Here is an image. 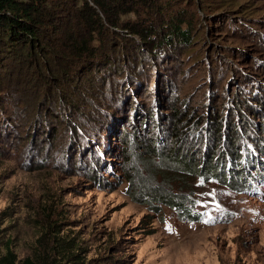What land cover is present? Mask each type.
Returning <instances> with one entry per match:
<instances>
[{
  "label": "rangeland",
  "instance_id": "obj_1",
  "mask_svg": "<svg viewBox=\"0 0 264 264\" xmlns=\"http://www.w3.org/2000/svg\"><path fill=\"white\" fill-rule=\"evenodd\" d=\"M61 1L48 20L58 29L44 27L46 52L35 50L31 58L25 48L16 60L0 56V254L10 249L19 259L38 260L63 239L78 260L58 256V264H264V118L244 106L252 127L244 132L232 102L236 92L264 96V0L232 1L254 7L246 18L237 10L207 18L200 0L181 2L183 17L167 12L170 0L152 6L127 0L134 9L121 21L138 20L154 31L161 22L180 23L197 40L193 48L161 44L150 53L139 35L102 16L98 40L126 44L133 57L117 73L112 67L123 55L112 46V67L92 66L81 75L84 64L74 60L67 35L81 39L91 30L72 16L71 2L63 11ZM174 109L201 116L181 127L190 146L199 142L198 160L212 143L210 113L221 117V160L225 139L238 135L239 189L200 175L165 184L159 171L172 174L143 153L141 139L152 135L163 146ZM147 184L193 200L202 220L180 221L165 205L153 214Z\"/></svg>",
  "mask_w": 264,
  "mask_h": 264
},
{
  "label": "trees",
  "instance_id": "obj_2",
  "mask_svg": "<svg viewBox=\"0 0 264 264\" xmlns=\"http://www.w3.org/2000/svg\"><path fill=\"white\" fill-rule=\"evenodd\" d=\"M77 1L79 0H64L60 3H62L64 6L63 11H65V6L68 5V2H71L70 6L72 8H69V11L73 9L72 16L85 23L91 30L87 36L82 37L81 39H76L75 37L72 38L69 34L67 35V38L71 39L70 46L71 53H73V57H75L74 60H77V63L79 64L80 62L81 64H84L79 68V75H81L84 71H91L93 68L99 69L100 66L112 67L111 65L116 62V60L112 61L110 54V52H113L112 46L115 47V44H108V39L98 40V28H102V16L107 18L108 22H110L113 28L115 26L123 25L125 32L128 30L130 33L139 35L143 40L141 43L151 46V48L148 49L150 53L154 52L161 44H170L171 46H177L183 50H186L190 47L193 48L192 43L197 41L196 39H193L194 35L191 33L190 29L182 28L180 23L165 24L166 21L164 23L161 22V29H156L154 31L147 29L145 26L140 24L138 20H136L134 23L130 21L127 22L126 20L121 21L120 15L122 13H128L134 9L132 8V4H134L133 1L80 0V4H77ZM155 1L156 0H142L143 3L149 4L150 6H152L153 2ZM165 1L170 3L169 0ZM170 1L173 2V5L167 7V12L183 17V15H185L182 11L184 8L181 7L182 5H180V3L182 2L183 4L190 5V0ZM232 1L234 0H200L199 2L202 4V11H204L203 15H205L207 18H209V16L212 14L223 15L224 13H220L221 11L232 12L237 10V13H239L238 17L241 18H246V16L249 14H253L252 9L254 7L247 5L233 7ZM56 2H59V0H0V56H2L3 60L11 58L16 60V56L21 55V50L25 48L27 51V56L31 52V58L35 50L40 52L39 55L43 51L46 52L44 49L46 46L42 47L49 39L48 33L46 31L47 29L45 28H48L49 25H52V29H58L57 27L53 26V21H48L52 17L50 15L53 14V7L51 6ZM218 8L221 10H218ZM211 9H215V11L218 12H212ZM182 21L188 23V26L194 24L188 19H182ZM56 30H53V33H55ZM59 35L60 34H57V36ZM95 36L98 40L97 45L94 38ZM136 48L139 51V55H141L142 49H140L138 46H136ZM114 49L118 50V52L121 51V54L123 55V58H121V60H117V63L113 64L112 67V70L119 73L122 70L119 67L122 66L123 63L127 64L129 57H133L134 53H130L131 47L126 44L120 47L117 45ZM194 51L195 50L187 52L186 56L190 55ZM52 55L54 56L56 54L53 53ZM49 57L51 56L46 55L45 60L49 59ZM95 58L98 60L96 63L94 62ZM140 59L143 61L142 56ZM0 64H2L1 61ZM92 66V69H87ZM59 69L61 68L59 67ZM67 95L69 98L73 97L72 99H75L72 94ZM251 97L252 99L256 100V104L261 103V105H263L261 106V109H264V96L262 95L257 97L255 94H253V96H242L236 92L232 99L234 108L233 112L237 115L238 120H243L242 124L244 132H249V129H252L249 122H247V117L244 116L246 111L254 110L256 111L255 113H258L257 115H259L257 117L264 118V111L258 109V105H255L256 107L252 106L250 102ZM3 104V102L0 103L2 106ZM69 104L71 105V103ZM244 106L246 107V111L243 108ZM171 114L172 120L171 125L169 126L168 141H165L163 146L159 147L154 144L152 141L153 139H151L152 135L149 136V140L141 139V141H143L145 144V146H143L145 148L143 153L153 157L155 160L158 159L156 165L166 167V170L170 171L172 174V176H169L162 170L159 171L162 178L165 180V184L169 183L168 179L178 180L186 178L187 175H200L205 176L206 179L208 178L215 181H221L229 188L232 187V189H239L236 188V185L243 176L240 174H244V172L243 169L238 165L240 156L239 152L237 151L238 145L235 139L238 137V135H232L231 138H227V140L225 139L226 150L225 152L223 151L224 153H222L221 156L224 158L226 157V159L222 158L221 160L219 158L220 152L217 150V147H219V143L221 142L220 139L222 138L220 127V124L222 123L221 117H218L216 113H210V118L211 116H214V120H210L213 123V129L211 135L209 136L212 140V143L208 146L207 153L203 155L201 160H198L196 158V153L199 149V146L197 145L199 142L192 141L193 144L190 146V142H188L187 136L183 135L181 127L182 129L190 128L189 123L191 120H194V118L196 119L194 125L200 123V114L195 111V115L192 117L190 116L191 112L184 113L183 110L178 111L177 109H174ZM259 125L262 126L261 124ZM259 129L261 130L260 133H264V127ZM244 132H242V134ZM181 144H185L184 148H181ZM230 157L232 160H230ZM234 159H236L234 161L236 169L233 170L232 168L234 165L231 166L230 161H233ZM250 163L253 166L255 165V163L251 161ZM233 174L236 177H234ZM145 188L147 189L145 203L148 205V209L153 214L159 215L162 211L161 206L165 205L175 211L176 217L180 221L199 222L202 220V215L195 210V202L193 200L187 201V199L181 193L177 194L173 192L170 187H166L162 184L150 186L147 184ZM68 243V240L58 239L55 244H52L50 248L51 250L47 251V253L44 255V258H40L38 260L29 256L25 257L24 259H19L12 250L7 249L4 254H0V264H58L56 263V257L58 256H65L67 260H78V255L73 252V246H67ZM51 253L55 256L54 259L50 257Z\"/></svg>",
  "mask_w": 264,
  "mask_h": 264
}]
</instances>
